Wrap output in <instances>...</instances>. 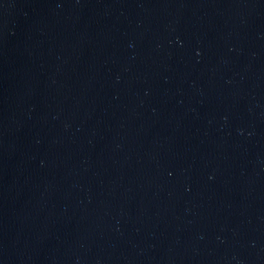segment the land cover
<instances>
[{
	"label": "water",
	"instance_id": "water-1",
	"mask_svg": "<svg viewBox=\"0 0 264 264\" xmlns=\"http://www.w3.org/2000/svg\"><path fill=\"white\" fill-rule=\"evenodd\" d=\"M0 264H264V0H0Z\"/></svg>",
	"mask_w": 264,
	"mask_h": 264
}]
</instances>
